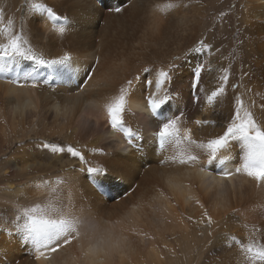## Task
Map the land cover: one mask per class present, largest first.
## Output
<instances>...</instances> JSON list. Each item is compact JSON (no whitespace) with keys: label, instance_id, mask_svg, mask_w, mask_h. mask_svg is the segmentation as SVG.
<instances>
[{"label":"bare ground","instance_id":"bare-ground-1","mask_svg":"<svg viewBox=\"0 0 264 264\" xmlns=\"http://www.w3.org/2000/svg\"><path fill=\"white\" fill-rule=\"evenodd\" d=\"M41 2L68 20L35 21L24 34L47 59L68 53L77 75L61 80L58 72L41 68L40 75L53 79L36 88L0 79V264H244L240 244L264 245V186L243 173L221 178V171H234L240 163L238 145L223 153L232 157L229 161H216L215 168L202 172L198 165L172 163L169 158L178 150L161 152L153 144L151 133L158 121L147 111L142 88L129 98L131 111L124 114L125 125L143 135L135 146H128L123 134L111 128L104 105L141 68L166 67L204 40L211 51L193 53L182 63L170 85L174 98L165 113L183 111L181 127L200 142L222 133L236 91L246 105L255 101L252 111L264 125V0H241L235 10L244 36V52L235 50V62L230 50L235 40L225 37L227 16L209 20L218 3L0 0L3 24L12 19L13 30L20 31L28 4ZM117 7L122 10L112 11ZM64 26L67 31L61 35L57 29ZM201 60L208 66L200 81L208 94L223 69L229 74L227 96L207 107L206 99L198 107L192 103V70ZM234 65L247 66L239 78ZM21 66L31 67L26 61ZM232 84L240 87L233 90ZM196 119L218 123L197 126ZM41 142L70 144L82 152L87 165L38 147ZM97 148L103 151H93ZM89 166L106 171L107 178L99 184L102 193L80 170ZM52 187L58 191L52 193ZM57 196L64 204L71 201L80 235L67 245L61 240L55 252L42 249L44 256L37 259L33 244L13 221L19 209L55 204ZM205 210L211 225L202 215ZM233 236L239 243L229 239Z\"/></svg>","mask_w":264,"mask_h":264},{"label":"snow or ice","instance_id":"snow-or-ice-1","mask_svg":"<svg viewBox=\"0 0 264 264\" xmlns=\"http://www.w3.org/2000/svg\"><path fill=\"white\" fill-rule=\"evenodd\" d=\"M122 9L117 7L112 11L120 12ZM39 20H68V17H62L45 3L28 4V12L21 19V30H13V20L8 19L7 24H3V12L0 11V79L8 78L10 83L20 86L29 85L36 88L48 85L53 79L52 75L47 78L39 74L41 68L50 69L52 72H58L57 78L71 81L76 77V72L72 67V57L68 53L58 56L55 59H47L43 54H38L24 34L28 25ZM57 31L63 35L67 31V26L59 27ZM211 45L206 41H199L198 47L189 48L188 51L180 56L174 57L166 67L141 68L132 79H128L125 84L119 87L118 93L110 102L104 105L108 123L112 129L122 133L128 146H135L137 141L143 140V135L139 130H133L125 125L124 114L131 111L128 107L129 98L141 88L146 92L144 99L147 102V111L158 121V128L151 133L153 144L159 145L161 152L171 147L178 150L177 156L169 159L172 163L181 165H198L201 171L215 168V162L223 164L232 157L223 155L238 145L240 163L233 170H223L219 174L222 179L233 177L236 174L243 173L254 180L257 186H264V125L259 122L252 111V106L246 105L242 94L234 91L233 99L228 102L229 114L225 118L222 133L209 137L206 140L198 142L190 129L182 128L181 122L185 113L168 115L164 108L174 98L170 91L176 74L179 72L182 63L190 58L193 53L199 54L205 49L211 51ZM219 51V50H217ZM21 61L29 62L31 67L23 69ZM208 66L201 60L192 70L191 88L192 103L194 106H200L202 100L206 99L207 104L213 105L221 96H227L229 74L228 69H223V74L218 78V84L210 94L200 83L202 73ZM247 75V74H245ZM91 79V74H88ZM23 82V83H22ZM240 87L238 84H232L231 88L236 90ZM155 89V90H153ZM251 91V89H246ZM204 93V96H201ZM260 107L264 109V103ZM217 120L214 119H196L194 124L197 126H215ZM38 147L50 149L52 153L69 154L72 158H78L82 165H87L82 152L72 146H60L56 143L41 142ZM122 147V146H121ZM93 151L101 152L100 148ZM201 156L205 159H201ZM165 161H161L164 163ZM82 172H87L98 184H103L106 177V171L102 167H82ZM64 181L57 180V184ZM48 186V182H44ZM39 187V185H37ZM58 190L51 188L52 193ZM199 203V201H197ZM73 205L69 200L64 204L59 196L56 197V203L46 204L41 207L39 204L32 207H23L18 210V214L13 221L15 228L24 233L25 238L30 240L37 253L36 258L44 256L42 249L55 252L61 247L60 241L67 245L80 233L77 230V217L73 215ZM235 211V210H233ZM203 217L207 223H213L207 210L203 212ZM189 220L192 218L189 217ZM203 222V221H201ZM2 227V226H0ZM75 234V235H74ZM229 239L236 241V237ZM239 243V241H236ZM55 245V247H53ZM241 251L244 254V264H264V245L248 243L240 244Z\"/></svg>","mask_w":264,"mask_h":264},{"label":"rangeland","instance_id":"rangeland-1","mask_svg":"<svg viewBox=\"0 0 264 264\" xmlns=\"http://www.w3.org/2000/svg\"><path fill=\"white\" fill-rule=\"evenodd\" d=\"M115 0H108V4H110L111 2H113L114 4ZM121 1V0H120ZM207 3H218L219 7L215 8L214 10L216 11L215 15L211 16L209 18L210 21L214 20L217 21L219 18H221V16L224 18V21L226 22V24L228 25L229 28V32L228 34L225 35L226 39H233L235 40V45L232 46V48H230L231 52H232V60L233 62L236 61L235 57V50L238 49L240 52V55L243 54L241 47L244 45L243 43V37L242 36V32L241 29L243 30V25H241L239 23V16L237 15L236 11L239 7V5L242 4L241 0H206ZM239 3V4H238ZM237 8V9H236ZM217 9V10H216ZM228 19V20H226ZM230 24V26H229ZM232 25V26H231ZM231 27V28H230ZM231 31V33H230ZM230 35V36H229ZM238 46V47H237ZM234 58V59H233ZM239 60H242V56H240ZM239 69H238V68ZM247 66L246 65H242L241 67L234 65L233 66V70H234V74L236 76V78H239L241 76V71L245 70ZM23 68V67H22ZM28 69V68H27ZM107 183H109L111 186H119V184L114 185L112 181L110 180H106Z\"/></svg>","mask_w":264,"mask_h":264}]
</instances>
